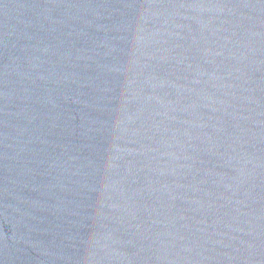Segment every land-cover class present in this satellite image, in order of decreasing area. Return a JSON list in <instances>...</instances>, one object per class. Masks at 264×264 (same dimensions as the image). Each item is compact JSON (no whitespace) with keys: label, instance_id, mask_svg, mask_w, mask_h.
I'll use <instances>...</instances> for the list:
<instances>
[{"label":"water","instance_id":"obj_1","mask_svg":"<svg viewBox=\"0 0 264 264\" xmlns=\"http://www.w3.org/2000/svg\"><path fill=\"white\" fill-rule=\"evenodd\" d=\"M0 264H264V0H0Z\"/></svg>","mask_w":264,"mask_h":264}]
</instances>
